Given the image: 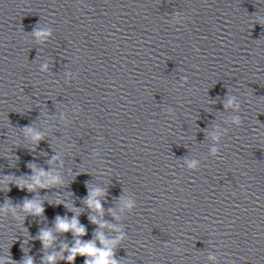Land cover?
<instances>
[{
  "label": "clouds",
  "instance_id": "clouds-1",
  "mask_svg": "<svg viewBox=\"0 0 264 264\" xmlns=\"http://www.w3.org/2000/svg\"><path fill=\"white\" fill-rule=\"evenodd\" d=\"M37 36H45L48 35V33H42V32H36ZM46 67V66H45ZM229 106H234L236 109L240 108V105L238 103H234V99H231L228 101ZM236 125H240L242 121L237 117L233 121ZM29 131H31L29 129ZM36 139H40L41 137L37 136ZM218 138V137H214ZM215 151V150H213ZM190 167H194V165H190ZM39 183V181H37ZM87 203H89L91 206H93L96 209H101V204L99 201L95 200H88ZM131 207V204L128 205ZM24 207L26 210H34L33 214H41L43 212V208L32 203V202H25ZM95 222V220H94ZM57 229L58 230H74V235H83L85 234V229L82 225H79V221L75 218L72 220V222L69 224L68 222H65L60 217H57ZM99 239L108 245V247L104 250H98L95 247L94 241L89 242H83L80 239L76 240V244L74 247H72L70 251V255L67 257V260L69 262H73L75 260L76 254H93L91 258H87L84 261V264H118V261L114 259V253L112 251V246L116 243V241H106L102 234H98ZM40 239L42 242H44L45 246L47 247L50 240L52 239L50 232H41ZM117 239H122V237H118ZM48 261L54 262L56 260L55 256H48ZM26 264H34L32 259H29L26 261Z\"/></svg>",
  "mask_w": 264,
  "mask_h": 264
}]
</instances>
